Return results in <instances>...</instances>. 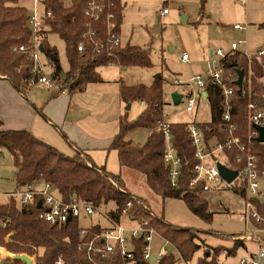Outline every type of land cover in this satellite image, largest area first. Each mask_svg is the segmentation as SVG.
Here are the masks:
<instances>
[{"label":"trees","instance_id":"trees-1","mask_svg":"<svg viewBox=\"0 0 264 264\" xmlns=\"http://www.w3.org/2000/svg\"><path fill=\"white\" fill-rule=\"evenodd\" d=\"M88 0H71L66 6L62 0H44L45 10L52 12V18L44 20L41 44L48 65L53 68L50 77L68 94L82 93L88 85L102 82L99 72L101 67L114 65L122 68L138 67L147 69L152 67L149 49H143L132 45L112 44L113 35H120L124 6L120 0H114L115 7L113 24L108 30L105 15L93 22L97 36L96 40L103 43L102 48H95L86 43V51L78 52V45L83 42L88 22L84 15ZM205 0H202L201 11L204 10ZM29 10L20 6L19 0H0V75L8 79L12 85L22 94L26 95L31 87L39 84V79L44 76L41 69L34 71V61L29 52H20L21 47L31 49L33 34L26 26ZM264 29V25L259 26ZM52 33L60 36L66 47V56L69 68L64 71L57 49L49 43L46 34ZM237 62L236 68L228 65ZM236 69L245 72L242 94L238 93L235 84L237 80ZM226 75H232L230 79H224L222 83L235 90L231 98V116L236 126V136L242 144L248 146L251 141V150L259 155L261 168L264 169V144L257 141L255 130L249 124L250 103L264 108V63L256 56L251 58L243 53H235L224 64ZM254 72L255 76L252 74ZM164 77L156 74L150 86L120 84V98L124 103L142 102L145 109L137 119L128 122L123 118L115 136L111 150L118 153L119 165L140 173L146 178L147 184L163 200L175 199L184 201L187 208L198 218L207 224H211L215 212L210 210V202L202 185L190 186L197 165L195 149L191 144L188 134V124H168L174 136V147L181 159L182 168L177 187H172L169 179L170 170L165 166L164 154L166 141L163 122L164 107ZM205 92L206 103L209 106L211 120L207 123H197L204 131L209 142L215 137L224 139L219 134L222 117L225 112V97L221 86L216 82H208ZM145 127L151 129V133L143 146H133L126 139L129 131ZM7 148L11 154L13 165L16 168V182L18 187H27L35 183H49L53 186L64 202H71L73 198L100 208L113 202L116 206L110 216L119 220L127 209L128 204L132 208L128 211L131 220L138 222L147 221L149 227L166 241L171 243L179 256L185 262L190 261L198 252L204 240L199 234H207L202 230L174 226L160 217L151 216L145 210V202L135 199L124 186L121 175H112L104 167L89 164V161L78 153L72 157L63 154L57 148L39 140L25 130H5L0 119V149ZM236 153H240L238 147H234L229 153L233 160ZM241 194L245 201L247 193L244 189H234ZM42 209L38 204L28 208H20L16 201L11 200L7 204L0 205V223L7 221L6 227L0 226V248L12 255L35 256L36 264H153L143 258L145 240L141 237L133 240L134 260H124L120 255L104 256L101 253L88 251L87 247L93 242L96 235L103 229L93 226L87 229L85 235L80 227V218H72L65 225L51 224L39 219ZM264 214V209H260ZM227 212V211H226ZM257 229L264 230V222L259 224L252 221ZM12 237L7 239L8 235ZM220 236H223L220 234ZM239 237V236H237ZM95 242L94 246H100ZM239 247H245L244 240L238 239L232 249L213 248L206 246L205 254L197 264H218V257L224 253L226 256H234ZM157 264H176L173 254H168ZM14 264H22L15 260Z\"/></svg>","mask_w":264,"mask_h":264},{"label":"rangeland","instance_id":"rangeland-1","mask_svg":"<svg viewBox=\"0 0 264 264\" xmlns=\"http://www.w3.org/2000/svg\"><path fill=\"white\" fill-rule=\"evenodd\" d=\"M195 1L193 0L192 3L191 0H150V5L143 7L147 9L150 16L147 17V23H143L142 27L139 26L135 29L130 43L133 46L139 45L143 49H149L152 67L147 69L131 67L121 76L126 85L142 84L150 86L156 74L161 73L163 75L165 80V103L162 120L166 124L185 123L192 125L207 123L211 120L210 109L205 102L199 101L193 111H188L187 100L174 104L171 98L172 93L180 91L182 95L187 97L192 88V78L198 75L206 76L212 61L219 63L221 60L219 57L211 56V51L216 52L222 49L225 53H228V49L233 42L247 40V33L250 30H258L260 25H264V0H254L250 3H248V0L234 2L226 12L219 13L215 11L214 16H211L209 12L211 2L206 0L205 13L208 11L207 17L210 18L205 16L202 19L198 17L199 8L196 6ZM240 2L242 5H240ZM19 4L27 8L30 13L36 6L33 0H19ZM164 10L169 14L164 15ZM40 13H43L42 9ZM183 16L187 18V21L183 20ZM235 24L247 26L249 30L245 32L237 31L233 28ZM46 38L51 46L57 49L61 66L64 71H67L69 63L63 39L52 33L46 34ZM120 42L122 45L126 43L122 36H120ZM239 51L247 53L246 45L240 46ZM183 54L189 56L188 61L181 60ZM38 59L41 72L46 76H50L53 73V68L48 65L45 55L40 53ZM119 70L118 66L114 65L102 68L101 77L107 80L106 83H93L88 85L86 91L72 94L77 109L84 110L85 116L90 118L88 125L91 131L90 135L94 138L113 135L119 131L121 117L124 116L123 118H126L128 122L135 121L143 109L140 102L127 104L121 101L118 83L115 82L120 78ZM179 80L186 84L177 85ZM52 94L65 93L57 94L55 91L48 90L38 84L27 93V97L34 96L39 103L42 102L41 105H44ZM0 100L7 101L11 107L4 105L1 108L5 119L14 116L12 109L17 112V116L26 117L24 107L8 98L2 88H0ZM129 105L131 106L130 109H128ZM75 114L79 117L83 113L81 111ZM150 133L151 129L138 127L129 131L126 139L133 146H143ZM110 152V155L107 153L99 155V159H102L103 164H106L107 172L112 175H122L125 188L135 199H143L145 202L144 208L151 216L160 217L174 226L195 228L202 230L204 233L210 231L207 234H199L206 245H202L201 249L188 262L181 259L171 243L155 232L150 243V255L152 257H159L162 250L166 249L174 255L176 264H197L199 259L204 256L206 246L232 249L238 239L243 240L242 237L246 236L264 240V232L259 233L254 223L248 221L242 215V212L245 211V198L234 190L235 185L232 190L219 186L206 193V198L210 202V210L215 212L213 222L207 224L195 216L187 208L184 201L163 200L148 186L143 175L120 167L117 155L114 154L115 151L110 150ZM98 153L100 154V152ZM215 160L223 162V156L215 155L214 158H208L205 162L206 166H214ZM16 172L9 150L1 148L0 205L7 204L10 199L8 195L15 193L18 189ZM39 185H43L42 182L38 183L37 187ZM52 193L56 194V191L52 190ZM115 210L116 206L113 202L103 205L97 208L92 216L80 218V227L86 231L98 225L102 228H109L111 223L105 219L104 215H110ZM120 224L127 229H138L140 227V222L131 220L128 215L124 214L120 217ZM220 234L223 236H220ZM10 237L11 234L8 235L7 239H10ZM244 243L245 247H239L234 256H226L222 253L218 257V264H240L242 260L256 257L260 245L251 240H244ZM3 252L5 251L2 250ZM259 264H264V258L260 259Z\"/></svg>","mask_w":264,"mask_h":264},{"label":"built area","instance_id":"built-area-1","mask_svg":"<svg viewBox=\"0 0 264 264\" xmlns=\"http://www.w3.org/2000/svg\"><path fill=\"white\" fill-rule=\"evenodd\" d=\"M33 1L36 6L34 7V10H32V13L29 12L26 20V26L33 34L31 49L21 47L19 51L30 53V57L34 61L35 71L40 69V66L38 65V58L41 53L39 48L40 45H42L40 33L44 28V20L46 18H52L53 14L51 11L45 10L44 0ZM114 7V0H88L84 11V15L88 22L85 24L86 31L83 35L84 41L78 45V52L84 53L86 51V43L92 44L97 49L103 47V43L96 40L97 33L93 28V22L105 15L108 30H110L114 19V14L112 13ZM41 9L43 10V13H40ZM163 13L167 14V11L164 10ZM234 28L236 30L244 29V27L240 25H236ZM245 43L246 41L244 40L232 43L228 53H225L222 49L218 50L215 53V56L221 58L219 63L212 61V65L207 71L206 76L198 75L192 78L191 91L187 97L183 96L182 98V101L185 99L187 100V110L193 111L199 101L206 103L207 93L205 92V88L206 84L211 81L216 82L221 86L223 96L225 97V112L219 129V134L223 135L224 139L217 136L208 142L204 131L197 123L188 126L187 131L189 139L195 149L194 157L197 161V165L194 169V176L189 184L191 187L202 185L205 192H210L219 186L227 190H232L235 188L233 187L234 185L238 189L246 190L247 200L245 201L244 216L248 221H255L256 223L261 224L264 222V214L260 211V209H264V169L261 168V159L259 155L253 153L251 150V141H249L247 146L242 144L240 139L236 136V126L233 123L231 116V98L235 95V90L222 83L224 79H230L232 77V75H226L224 64L228 62V59L231 56L240 52L239 47ZM112 44L115 46L121 45L120 37L113 35ZM243 54L249 58L256 56L262 60V63H264V46L258 49L254 55H249L247 53ZM181 60L188 61L189 56L183 54ZM252 74L255 76L254 72ZM39 84L48 90L55 91L57 94L67 92V89H63L50 76L44 75L41 77L39 79ZM177 85H185V83L179 80ZM204 93L205 96L203 95ZM249 109L251 111L249 124L255 130V134L258 138V131L254 127H264V108L258 107L255 103H250ZM161 123V126L164 128L166 141L164 163L170 170L169 179L172 187H177L179 176L181 174L182 162L174 147V136L169 129L168 124L164 122ZM234 147H238L240 153H236L233 160H231L229 153L233 151ZM215 155H222L223 162L215 160L214 166L207 167L205 164L206 160L208 158H214ZM218 164L225 166L231 171H237L238 177L232 183H228L227 180L220 175ZM52 190L53 186L49 183H43L41 188H37L35 184L27 187H18L15 193L8 195L10 198L9 202L11 200L16 201L18 206L22 209L41 202L42 205L40 209H42V211L39 214V219L56 225H65L72 218H88L97 211V208L93 205L83 203L76 198H73L71 202L66 203L57 196V194L52 193ZM131 208L132 204L130 203L124 211V215H128V211ZM104 217L108 219L105 215ZM110 220L113 223V227L104 229L100 234L96 235L93 242L87 247V250L101 253L104 256L118 254L124 260L131 261L134 260L133 240L142 237L147 243L143 249V258L146 261H151L153 257L150 255V243L155 234V230L149 227L148 222H140V227L138 229H127L120 223H116L114 218H111ZM6 225L7 221L0 223V226L2 227H6ZM86 232V230H82L81 234L85 235ZM258 232H264V230L258 229ZM242 239L258 243L260 245V250L256 257L254 256L249 260H242L240 264H259L260 259L264 258V240L256 239L253 236L242 237ZM96 241L100 242L101 245L94 246ZM1 250L5 249L0 248V264H14L15 260H17L16 257L23 256H3ZM167 254L168 251L166 249L162 250L159 257L155 258V261L159 262ZM28 257L32 260L31 264H36L35 256ZM18 261H21L22 264H27L25 261ZM57 264H61V262H58Z\"/></svg>","mask_w":264,"mask_h":264},{"label":"crops","instance_id":"crops-1","mask_svg":"<svg viewBox=\"0 0 264 264\" xmlns=\"http://www.w3.org/2000/svg\"><path fill=\"white\" fill-rule=\"evenodd\" d=\"M63 1L66 6L70 5L71 0H63ZM120 1L121 4L124 6V9H123L122 27L119 37L122 36V38H124V42H126L123 46L132 45L130 41H131V37L134 34L135 29H137L139 26L142 27V24L147 23L148 21L147 17L150 16V14L147 11V9H144L143 7H147L148 5H150L149 4L150 0H120ZM191 1L193 3V0ZM238 1H242V0H210L211 7L209 12L211 16L215 15L214 14L215 11H218L219 13H224L229 9V6L233 5L234 2L237 3ZM252 1L254 0H248V3ZM195 2H196L195 3L196 6H198L199 8L198 17H201V19L204 18L205 16L207 17L208 11L205 13V5H204V10L201 11L202 0H196ZM240 5H242L241 2ZM168 14H164V15H168ZM183 18L186 17L183 16ZM236 25H240V24H235L233 28ZM248 30L249 28H247L246 26L244 27L243 30H237V31L245 32ZM244 41H246L245 45H246L247 54L254 55L258 49L264 46V29L259 28L258 30L257 29L250 30L247 33V40L244 39ZM135 46L139 47V45H135ZM230 47L228 49V52L230 51ZM216 52L211 51L210 52L211 56H215ZM106 67H102V68H106ZM102 68L99 69L100 74ZM118 68L120 69L118 72L120 74L119 75L120 78L119 80H115V82L118 83L117 85L120 89L121 82L125 83L121 76L127 69L131 67L128 68L118 67ZM106 81L107 80L102 78V82L99 83H104V82L106 83ZM0 88L5 90L8 98L18 102L22 107H24L26 113V117L21 118L20 116H17V112L14 109H12L14 116L12 118L5 119L4 114L1 111V108L4 105H6V107L9 108L11 107L7 103V101L0 100V119L3 121L5 130L28 131L34 137L57 148L59 151H61L63 154L67 156L72 157L78 153H81L89 161L90 165L94 164L97 167H104L105 169L107 168L106 164H103L104 161L102 159H99V155L100 156L103 155L101 153H107L108 155H110L111 153L110 148L118 131L113 135H109V136H102L99 138L92 137L90 135L91 131L88 125L90 118L85 116L84 110L77 109L78 107L76 104H74L75 101L71 94L68 93L60 94V95L52 94L51 97L48 99V101L44 105H41L42 102L39 103L34 96L28 98L27 94L24 95L20 93L12 85V83L2 75H0ZM34 88L35 86L31 87L28 92H30ZM176 92L182 94V92L180 91H176ZM140 103L143 105V109H142L143 111L146 105L145 103L142 102ZM81 111L83 114L77 117L75 113ZM70 113L72 114L70 115ZM123 117H121L120 122L123 119ZM98 152H100V154ZM114 154H116L118 158V153L116 151ZM37 184L38 183H35L36 186ZM42 186L43 185H39L37 188H41ZM242 215H244V212H242ZM106 217L108 219L106 218L105 219L108 220L111 223V227H113V223L110 220L112 217L110 215H107ZM115 222L120 223V219L116 220ZM109 228H102V229L104 230ZM4 251L6 252L7 256H12V254L8 253L6 249Z\"/></svg>","mask_w":264,"mask_h":264},{"label":"water","instance_id":"water-1","mask_svg":"<svg viewBox=\"0 0 264 264\" xmlns=\"http://www.w3.org/2000/svg\"><path fill=\"white\" fill-rule=\"evenodd\" d=\"M184 21H186V18H183ZM40 52L43 53L44 52V48L43 45H40L39 48ZM229 68H236L237 67V62H232L228 65ZM237 72V80L235 81L236 86L239 88L238 89V93L241 95L242 94V90H243V84H244V78H245V72L242 69H236ZM205 96V93L203 94ZM172 101L174 104H178L179 102L182 101L183 95L178 93V92H174L171 95ZM128 109H130V105L128 106ZM257 131H258V138L257 141L261 144H264V127H258L255 126L254 127ZM218 170L220 172V175L227 180L228 183H232L237 177H238V172L237 171H231L228 168H226L225 166L218 164ZM42 203L39 202L38 203V208H41ZM17 260H22L25 261L27 264H31L32 260L28 257V256H18L16 257ZM151 262L154 263L155 262V258L153 257L151 259Z\"/></svg>","mask_w":264,"mask_h":264},{"label":"bare ground","instance_id":"bare-ground-1","mask_svg":"<svg viewBox=\"0 0 264 264\" xmlns=\"http://www.w3.org/2000/svg\"><path fill=\"white\" fill-rule=\"evenodd\" d=\"M1 252H2V250H1ZM2 255L5 256V252H3Z\"/></svg>","mask_w":264,"mask_h":264}]
</instances>
